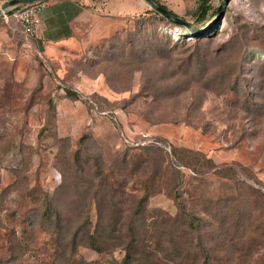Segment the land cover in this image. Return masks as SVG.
<instances>
[{"label":"rangeland","instance_id":"1","mask_svg":"<svg viewBox=\"0 0 264 264\" xmlns=\"http://www.w3.org/2000/svg\"><path fill=\"white\" fill-rule=\"evenodd\" d=\"M112 1L114 9L98 7L104 33L48 46L24 33L14 10L0 16V264H57L58 245L74 235L76 262L118 264L123 252L90 250L82 236L90 227L78 229L96 222L88 184L98 172L108 189L143 195V149L198 151L264 184V0H210L198 29L201 0H157L196 33L141 0L134 5L153 15L122 19ZM180 171L190 208L205 204L209 226L219 223L218 200L234 198L236 186ZM147 208L164 213L159 223L177 214L164 193ZM251 244L264 249V239Z\"/></svg>","mask_w":264,"mask_h":264},{"label":"trees","instance_id":"2","mask_svg":"<svg viewBox=\"0 0 264 264\" xmlns=\"http://www.w3.org/2000/svg\"><path fill=\"white\" fill-rule=\"evenodd\" d=\"M153 1L170 12L157 0ZM209 2L201 0L197 9V23L191 25L193 28L198 29L204 23L210 10ZM142 14L153 15L149 10ZM166 21L175 27H183ZM128 154L123 155L125 164L130 160ZM143 155L146 177L141 197L134 198L124 192L108 189L101 172L93 176V179L101 178L97 185L93 179L89 181L88 191H91L95 203L97 219L93 226L85 221L78 229L90 227L82 233L83 244L96 253L123 252L118 264H155L159 259L172 264H264V249L260 253V250L249 248L254 246L251 243L256 237L264 239V184L252 171L239 163L218 165L201 152L174 146H170L168 153L163 147L143 149ZM147 166L151 168L148 171ZM181 169L188 170L197 178L214 176L236 186L234 198L218 200L217 204L225 206L224 211H219V223L214 222L212 227L209 226L207 218L210 213L205 204L202 210L195 211L185 201V175ZM160 193L174 201L177 214L159 223L158 215L164 213L148 210L147 201ZM252 204L254 208H251ZM254 211L259 214L256 218H253ZM210 229L212 231L209 233ZM213 234L217 235L215 249H211ZM78 245L75 235L66 245H58L62 254L58 256L57 264H102L76 262L72 253ZM68 250H71V257L65 254ZM220 251L224 252L223 257H218Z\"/></svg>","mask_w":264,"mask_h":264},{"label":"crops","instance_id":"3","mask_svg":"<svg viewBox=\"0 0 264 264\" xmlns=\"http://www.w3.org/2000/svg\"><path fill=\"white\" fill-rule=\"evenodd\" d=\"M117 1L120 8L117 10L118 13L113 14L123 17L122 19L138 16L144 12L142 8L134 5L135 0ZM43 2L40 25L33 37L46 46L66 42L81 33H86L88 40L102 34L103 31L95 27L98 22L102 25V21L106 18L100 14L101 10L98 7L112 4L114 9L116 6V2L113 3L112 0H44ZM135 3L137 4V1Z\"/></svg>","mask_w":264,"mask_h":264},{"label":"built area","instance_id":"4","mask_svg":"<svg viewBox=\"0 0 264 264\" xmlns=\"http://www.w3.org/2000/svg\"><path fill=\"white\" fill-rule=\"evenodd\" d=\"M9 0H0V9ZM44 8V2H36L18 7L14 10V16L19 20L26 35L34 36L40 25V13ZM12 11V10H11ZM4 15V14H3Z\"/></svg>","mask_w":264,"mask_h":264},{"label":"water","instance_id":"5","mask_svg":"<svg viewBox=\"0 0 264 264\" xmlns=\"http://www.w3.org/2000/svg\"><path fill=\"white\" fill-rule=\"evenodd\" d=\"M43 0H9L5 5H3L0 9V16L5 14L8 11H11L13 9H16L18 7L33 4L36 2H41ZM144 1L149 8L153 11V13L163 17L166 20H170L174 22L175 24L183 25L185 26L190 32L196 33L198 31L191 28V26L183 19L179 18L178 16L162 9L159 7L153 0H142Z\"/></svg>","mask_w":264,"mask_h":264}]
</instances>
